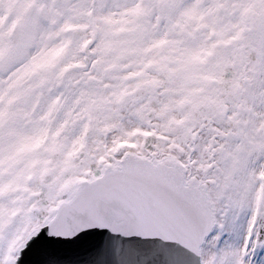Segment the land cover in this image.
<instances>
[{"label": "snow or ice", "instance_id": "obj_1", "mask_svg": "<svg viewBox=\"0 0 264 264\" xmlns=\"http://www.w3.org/2000/svg\"><path fill=\"white\" fill-rule=\"evenodd\" d=\"M28 257L264 264V0H0V264Z\"/></svg>", "mask_w": 264, "mask_h": 264}, {"label": "water", "instance_id": "obj_2", "mask_svg": "<svg viewBox=\"0 0 264 264\" xmlns=\"http://www.w3.org/2000/svg\"><path fill=\"white\" fill-rule=\"evenodd\" d=\"M69 255H71V253H69ZM32 259V257H28L25 261V264H31Z\"/></svg>", "mask_w": 264, "mask_h": 264}]
</instances>
